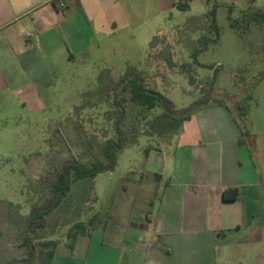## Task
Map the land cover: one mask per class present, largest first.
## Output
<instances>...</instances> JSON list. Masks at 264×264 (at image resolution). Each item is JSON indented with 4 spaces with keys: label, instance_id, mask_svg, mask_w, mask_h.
I'll use <instances>...</instances> for the list:
<instances>
[{
    "label": "crops",
    "instance_id": "crops-1",
    "mask_svg": "<svg viewBox=\"0 0 264 264\" xmlns=\"http://www.w3.org/2000/svg\"><path fill=\"white\" fill-rule=\"evenodd\" d=\"M180 1L0 0V103L41 113L52 72L83 55L94 38L133 27L152 32L165 7H191L198 0ZM200 1L209 9L197 18L208 20L211 9L237 3ZM252 15L249 8L241 11L243 19ZM261 77L244 83L255 87L249 97L254 104L242 101L244 92H220L227 102L214 99L193 114L170 152L151 148L142 169L131 171L140 175L141 189L155 192V209L138 210L124 225H107V240L103 227L95 228L94 239L78 236L72 252L58 249L52 264H88L92 251L93 264H264V96H256ZM228 101L237 110L240 104L248 108L245 128ZM224 193L238 197L226 200Z\"/></svg>",
    "mask_w": 264,
    "mask_h": 264
},
{
    "label": "rangeland",
    "instance_id": "rangeland-1",
    "mask_svg": "<svg viewBox=\"0 0 264 264\" xmlns=\"http://www.w3.org/2000/svg\"><path fill=\"white\" fill-rule=\"evenodd\" d=\"M235 2L236 5L218 8V33L211 29L213 21L203 16L197 18L209 9L207 3L198 0L191 7L169 10L165 7L160 20L151 23L156 28L152 32L148 28L133 31V27L109 38L97 36L83 55L62 70L52 72L49 85L42 92L46 109L41 113L25 112L19 106L8 109L0 103V264L22 257L28 211L51 196L49 186L63 165L77 155L83 165L89 166L111 138V124H102L107 102L95 103L102 85L105 87L102 94H107L114 87L111 83H117L128 70H133L146 77V88L160 92L177 111L198 102L203 90L210 89L209 82L217 100L227 101L220 92L231 95L244 92L242 101L253 103L249 97H254L255 87L245 88L244 83L264 75V21L255 13L264 11V0ZM185 3L182 1L181 5ZM248 8L253 15L243 19L241 11ZM216 36L217 42H208L206 49L192 58L199 41L215 40ZM259 87L256 96H264V79ZM228 102L235 110L234 103ZM92 103L95 105L91 106ZM136 111L135 104H127L128 126L123 128L132 131L131 135L137 134V130H131ZM152 114L156 118L161 110ZM155 124L148 125L147 131L138 132L137 143L119 156L114 171L99 174L94 180L72 181L66 197L46 217V228L33 236L36 256L31 264H43V242L56 241V252L59 249L60 253H71L75 243L70 247L67 233L77 222L88 225L93 219V228L103 227L107 240L108 226H121L138 210L150 212L156 208L155 192L141 189L137 183L140 175L130 176L131 171L142 169L149 148L170 152L184 126L173 129L167 119L155 120ZM163 125L164 132H170L168 138L161 128ZM160 128L164 135H154ZM74 131L85 134L77 136ZM109 131V135H104ZM84 139L94 147L99 146L98 151L87 150ZM144 182L150 185L149 179ZM94 231L88 235L90 238L97 237ZM80 253L74 254V258H79ZM90 254L88 264H93Z\"/></svg>",
    "mask_w": 264,
    "mask_h": 264
},
{
    "label": "trees",
    "instance_id": "trees-1",
    "mask_svg": "<svg viewBox=\"0 0 264 264\" xmlns=\"http://www.w3.org/2000/svg\"><path fill=\"white\" fill-rule=\"evenodd\" d=\"M217 9L218 7L211 9L209 21H213L211 29H213L215 32L217 31L218 33L219 29L216 20ZM256 14L260 15V18L264 21V15L262 13ZM263 21L260 20V22ZM232 26L233 28L236 27L235 21H232ZM218 39L219 38L216 36L215 40L205 38V40L201 42L199 41L198 48H195L191 54L192 58H196L197 54L203 52L206 49L208 42H217ZM145 79L146 77L141 75L139 72L128 70L121 77V79L113 85V89L110 90V92H107V94H102V88L105 87L103 85L101 86V89L99 90V92H97L98 100L95 103H97L98 101L103 103L104 101L107 102V110L104 111L102 115V124H111L113 128L111 138L106 140L104 146L101 147V154L98 153V155L94 156L89 166L83 165L77 155H74V160L66 162L63 165L61 170L57 173L56 179L53 180L49 186L51 196L43 204L34 206L26 216L27 232L25 233L23 242L21 243V247L24 250L22 257L20 259H13L8 264H31L30 262L34 261L36 254L33 236L38 233L40 229L46 228L44 226L47 222L46 217L49 216L51 212L66 197L67 193L71 190L72 181L94 180L99 174L114 171L115 167L118 164L119 156L127 148L137 143L138 132H141V130L147 131L148 125H152L153 123V126H155V120L158 121L161 119H167V121H169L170 124L173 125V129H182L185 122L188 121L193 114L208 107L217 96L214 92V89H212L213 86H211V83L209 82L207 86H209L210 89L203 90L202 96L198 102H196L186 110L177 111L174 109L171 101L166 99L160 92L154 89L146 88ZM99 94L102 95H100L99 97ZM224 98H226V96ZM95 103H92L91 106L95 105ZM128 103L135 104L136 110H138V112L136 111L137 113L135 115V121H133L134 126L131 125V130H137L136 135H131L132 131L130 133L125 131L123 128L124 126H128L127 122H125L126 108ZM157 109L161 110V114L155 118V114H152V112ZM237 111V122L240 124V126L242 125V127L245 128L246 124L248 123V108L240 104ZM142 123L145 125L144 127L142 126ZM161 128L163 130L165 126L163 125V127ZM161 128L159 129L160 132H157L154 135H164L165 132L163 130L164 133H161ZM74 132H78L77 136H82L85 134L82 131ZM169 133L170 132L165 133L167 138L169 136ZM109 134L110 131L104 133V135ZM63 138L66 142V136L63 135ZM82 141L84 142L87 150L90 149L91 151H98L99 146L94 147L93 143L87 141L86 139ZM150 149L151 148L146 151V155H148ZM237 197V193H235L232 197H227V193H224V198L226 200H235ZM93 223L94 220L91 219L88 224L92 227L91 229H88V225L83 222H77L72 226V228L69 229L67 237L71 242L70 247H73L78 236L90 235V232L92 230H95V228H93ZM57 247L58 242L56 241H47L41 243L43 264H52Z\"/></svg>",
    "mask_w": 264,
    "mask_h": 264
},
{
    "label": "flooded vegetation",
    "instance_id": "flooded-vegetation-1",
    "mask_svg": "<svg viewBox=\"0 0 264 264\" xmlns=\"http://www.w3.org/2000/svg\"><path fill=\"white\" fill-rule=\"evenodd\" d=\"M76 133L78 134V132H76ZM29 212H30V211H28V214H29ZM28 214H27V215H28Z\"/></svg>",
    "mask_w": 264,
    "mask_h": 264
}]
</instances>
